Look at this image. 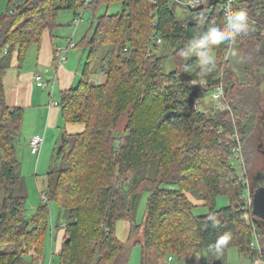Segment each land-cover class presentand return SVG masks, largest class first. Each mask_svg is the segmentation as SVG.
I'll return each mask as SVG.
<instances>
[{"label":"trees","instance_id":"16d2710c","mask_svg":"<svg viewBox=\"0 0 264 264\" xmlns=\"http://www.w3.org/2000/svg\"><path fill=\"white\" fill-rule=\"evenodd\" d=\"M171 3L9 0L0 15V248H7L0 250V264H37L49 233L53 237L59 228L64 237L59 264H129L130 248L116 235L121 220H132L129 241L140 233L133 242L141 245V264H166L170 257L190 264L199 252L213 254L209 245L225 233L231 240L223 251L237 248L252 261L264 256V220L253 215L249 204L257 174L250 194L233 162L238 147L251 162L248 144L253 141L264 152V0H236L252 19L251 31L234 42L243 57L244 81L225 61L227 46L221 45L215 50L217 70L199 89L191 85L199 70L196 58L185 61L177 53L193 34L206 30L196 16L221 24L224 12L221 4L209 0L180 21ZM117 4L121 10L110 14ZM103 5L106 10L98 15ZM79 9L92 12L95 28L93 36L76 44L87 52L82 79L62 92L58 106L64 126L82 129L69 133L63 128L57 162L45 178L43 202L28 217L18 158L24 109L8 105L4 78L14 66L23 69L44 32L58 37L61 11L74 10L78 18ZM163 45L170 53L161 56L156 52ZM167 57L171 72L164 70ZM220 86L228 110L207 114L194 109L196 100ZM142 193L148 194L147 213L143 224L136 225L132 212ZM190 196L208 214L194 215L197 205ZM221 196L229 203L218 208ZM52 203L60 209L59 219L64 217L63 227L52 224ZM212 216L219 221L215 227Z\"/></svg>","mask_w":264,"mask_h":264},{"label":"rangeland","instance_id":"374dc122","mask_svg":"<svg viewBox=\"0 0 264 264\" xmlns=\"http://www.w3.org/2000/svg\"><path fill=\"white\" fill-rule=\"evenodd\" d=\"M180 2H183L185 0H179ZM179 1H175L171 3V8L174 11V14L176 18L180 21L187 20L191 15V9L180 3ZM9 6V0H0V15L5 13L8 9ZM106 6H101L98 10V15H101L105 12ZM121 10V6L119 4L113 5L109 13L110 14H115L116 12ZM209 12V11H207ZM78 13L82 15L83 20L80 23V27L78 26L75 28L72 24L71 27H69L70 33L68 36H63L66 40L67 38H73L74 42L77 44L84 36L88 35L89 37L93 36L94 32V27H92L93 23V14L90 10H84L79 9ZM205 13V11L203 12ZM202 13V14H203ZM75 17V11L74 10H68V11H61L59 14L58 22L63 25V29H67V26L69 25V22ZM201 16H196L195 19L199 20ZM74 30L76 31V36H72ZM62 37V38H63ZM56 39H60L61 37H55ZM61 40V39H60ZM62 41V40H61ZM235 48L237 55L236 56H228V61L231 66H233V70L236 71V73L239 76V79L241 81H244V61L243 57L241 54L240 49L238 48L237 45H233ZM167 53L169 54L170 52L166 49V46L163 45L156 53H159L162 56V53ZM84 53V52H83ZM166 54V53H165ZM153 55V53H149L148 56ZM216 55V54H215ZM87 59V54H85L84 57V62ZM97 62L93 63V65H96ZM93 67V66H92ZM164 70L165 72H171L173 70V64L171 62V58L167 57L164 60ZM102 75V74H101ZM100 78V77H99ZM98 78L93 80H97ZM101 80V79H100ZM212 93H210L207 97H204V99L201 100L200 102V107L196 108L194 106V109L198 111H204L207 114H215L216 112H221V108L217 107L218 102H216L214 99H212ZM229 109V106H226V110ZM264 117V113L262 114ZM71 129V127H70ZM124 131V124L121 123L119 125V132L122 133ZM238 139V138H237ZM239 141V140H238ZM45 143V140H44ZM240 145V143L238 144ZM248 149H249V155H250V161H247L246 157H242V154H239L240 152V147H238L236 156L233 159V162L235 164V167L237 168L238 172L240 173V176L244 179L245 184L247 185V192L250 194L253 193L251 192V189L253 188V178L254 176L259 173L264 171V156L261 153L262 148H259V142H251L248 144ZM44 147V144H43ZM41 149L42 154L41 158L39 161V165L37 166V160L38 157L35 156L32 160V156L29 154L25 148H22L20 145H18V158L20 161V168H19V173L20 176L24 179V185H25V190L27 195V200H26V207H27V216L31 217L37 210L38 206L43 202V189H44V182L47 173L49 172L51 166L57 162V152L59 146H53V147H48L47 145L44 147V149ZM262 186V185H261ZM192 201L194 202L195 205H197L196 208L193 210L194 215H205L208 214L209 210L207 207L203 206L201 204V201L198 200L195 196H190ZM229 203V199L226 196H221L218 197L217 199V206L218 208H223L227 206ZM147 205H148V194L147 193H142L139 196V199L135 205V209L132 212L133 215V223L136 225H142L145 216L147 213ZM51 209V220L52 224L56 228V226L60 223L62 227L64 224V217L59 219V214H60V209L59 207L52 203L50 205ZM256 217V216H255ZM258 219V218H257ZM245 221L248 222L247 216H245ZM262 222V221H261ZM131 229H132V220H121L117 223L116 226V235L119 240L122 242L127 243L128 247L130 248L129 251V264H141L142 262V250H141V245L139 243H134V240L139 239L140 233H136L133 235V238L129 241V237L131 234ZM51 231V230H50ZM59 231L61 229L59 228ZM55 231V235L53 236L54 238H57ZM52 233H49V236L46 239L45 242V248H44V255H43V260H39L37 264H50V258L51 255L53 254V260L54 264H59V258H58V253H59V247L62 244L63 240V232L62 236L59 237L58 241H53ZM7 248L3 247L0 248L1 251H5ZM32 255V254H31ZM35 256V255H34ZM28 260H30V256L27 257ZM169 264H186L184 260H180L178 257H175L174 262L169 263ZM190 264H252L251 260L248 258L246 255H242L239 253L237 248H230L228 251H223L222 254H211L209 255L207 252H199L197 253Z\"/></svg>","mask_w":264,"mask_h":264},{"label":"crops","instance_id":"0c3cea01","mask_svg":"<svg viewBox=\"0 0 264 264\" xmlns=\"http://www.w3.org/2000/svg\"><path fill=\"white\" fill-rule=\"evenodd\" d=\"M74 19L75 17L69 22L67 29L64 30V26H62L55 32L58 37H61L62 41L52 38L50 32H44L41 46L31 49L23 69L20 71L14 66L4 78L8 105L24 109L23 128L19 145L25 148L29 154L30 142L34 136H42L45 140L44 147L47 145L51 148L59 145L63 128L69 133H78L82 129L78 125L64 126L62 110L60 106L54 105L55 102H61L62 92L78 86L86 63L84 57L87 52L78 47L69 50L67 60L64 63L60 62L61 54L57 50L58 48H66L69 41L73 39L67 38L66 40L63 36L69 35L71 30L69 27L72 26ZM72 36H76L75 30ZM37 74H42L46 80L49 77H56L53 88L38 87L35 83V75ZM41 154L42 151L37 155L36 168L39 165ZM34 157L32 156V160ZM56 233V241H58L59 237L62 236V231H56ZM53 234L55 235V232ZM174 260L175 258L172 262ZM251 262L253 261L251 260Z\"/></svg>","mask_w":264,"mask_h":264},{"label":"clouds","instance_id":"9594fccd","mask_svg":"<svg viewBox=\"0 0 264 264\" xmlns=\"http://www.w3.org/2000/svg\"><path fill=\"white\" fill-rule=\"evenodd\" d=\"M208 2L209 0H199V3L202 4ZM197 23L198 26L207 25L206 30L193 34L184 47L179 49L177 54L185 61H189L193 57L196 58L195 64L199 70L194 73L191 84L204 86L207 77L217 70L215 50L221 45H226V53L230 56H236L237 52L233 44L240 35H246L251 31V23L248 11L245 8L233 10L228 0L225 2L224 16L221 24H217L215 21L209 22L206 16H201ZM185 68L189 69L191 67L185 64ZM220 95H222V90H219L212 99L218 101ZM199 103L200 100L197 102V106ZM217 107L222 108L223 105L218 103ZM209 220L213 227L219 224L215 216L209 217ZM230 240V233L223 234L213 244L209 245V252L217 255L222 254ZM252 264H264V256L255 257Z\"/></svg>","mask_w":264,"mask_h":264},{"label":"built area","instance_id":"2783aa9c","mask_svg":"<svg viewBox=\"0 0 264 264\" xmlns=\"http://www.w3.org/2000/svg\"><path fill=\"white\" fill-rule=\"evenodd\" d=\"M86 2H89V0H85ZM170 2H175V1H179V0H168ZM180 2V1H179ZM226 2V1H225ZM225 2L223 4H221V10L224 12V6H225ZM228 2L231 4L233 10H238L240 7L236 5V0H228ZM182 3L183 5H185L186 7H188L189 9L191 10H195L201 6H203L204 4L206 3H199V0H185L183 2H180ZM83 20V17H78V18H75L72 25L77 28L80 23L82 22ZM249 20H250V23H252V19L249 17ZM160 42V41H159ZM234 45V44H233ZM76 48V44L73 42V39H71L69 41V44L66 48H58V52L61 54V57H60V62L61 63H64L66 60H67V52L69 50H72V49H75ZM228 54L226 53L225 54V61L228 60ZM56 77H49L47 80L44 78V76L42 74H37L35 75V82H36V85L40 88H45V89H51L53 88L54 84L53 82L55 81ZM192 85V84H191ZM207 84L205 83L204 86H201V85H192V88L194 89H199V88H202V87H206ZM219 90H222V95L219 96V100H215L216 102H218L220 105H223V107L221 108L222 111L226 110V105L223 103V98H224V90H223V87L220 86L213 94H212V97L216 96L217 92ZM199 101L196 100V103H195V107L196 108H199L200 107V103L199 105L197 106V102ZM201 102V100H200ZM55 106H58L59 103L55 102L54 103ZM43 144H44V138L42 136H34L30 142V147H29V150H30V154L32 156H37L39 155L42 147H43ZM249 204H253V199L249 198ZM247 220L248 217H247ZM254 245V244H253ZM252 245V246H253ZM173 261V258L170 257L167 261L166 264H169Z\"/></svg>","mask_w":264,"mask_h":264},{"label":"water","instance_id":"95a60500","mask_svg":"<svg viewBox=\"0 0 264 264\" xmlns=\"http://www.w3.org/2000/svg\"><path fill=\"white\" fill-rule=\"evenodd\" d=\"M225 1L226 0H214V3L210 4H223ZM203 8L204 6H201L197 8V11H200ZM60 150L61 147L59 148V151ZM253 215L258 219L264 220V186L259 187L253 194Z\"/></svg>","mask_w":264,"mask_h":264},{"label":"flooded vegetation","instance_id":"af4514ba","mask_svg":"<svg viewBox=\"0 0 264 264\" xmlns=\"http://www.w3.org/2000/svg\"><path fill=\"white\" fill-rule=\"evenodd\" d=\"M264 186V171L257 173L256 181H255V188H259Z\"/></svg>","mask_w":264,"mask_h":264}]
</instances>
